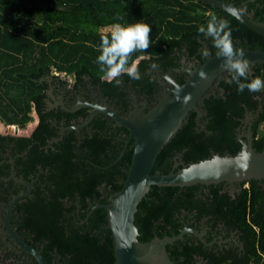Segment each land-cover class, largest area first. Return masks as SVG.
<instances>
[{
    "label": "trees",
    "instance_id": "16d2710c",
    "mask_svg": "<svg viewBox=\"0 0 264 264\" xmlns=\"http://www.w3.org/2000/svg\"><path fill=\"white\" fill-rule=\"evenodd\" d=\"M222 1L237 5L244 0ZM246 7L255 21L264 22V0H254ZM206 9L223 12L198 0H0V122L23 128L32 120V111L38 116L29 135L0 133V205L25 190L11 179L5 180L11 157L15 176L26 181L35 177L30 194L14 204L11 224L25 242L40 250L47 264L113 263L105 209L97 208L85 222L82 219L91 205L106 203L107 197L120 189L132 151L128 145L118 158L124 137L117 139L104 115L93 118L90 134L78 139L71 130L60 137L51 119L66 114L46 110L49 85L67 91L87 79L112 91L115 82L103 80L96 62L100 37L109 33L102 27L114 23L149 24L152 44L147 52L135 53L132 60L144 54L166 60L181 47L184 35L193 42L192 33H198L200 25L206 26ZM227 16L232 22V37L241 41L240 46L264 51V36ZM255 76L264 78L263 64L251 66L250 79ZM227 78L228 73L225 79L216 80L223 91L221 95L206 92L200 99L206 130L196 129L195 113L189 112L180 129L161 148L152 173L171 170L175 155H180L179 160L186 166L211 157V149L220 155L235 154L241 144L233 130L246 109L256 113L252 147L264 150V134H258V126L264 122V91L238 93L234 84L225 82ZM121 96L126 97L123 91ZM120 131L127 132L124 128ZM214 133L223 141L229 140L230 145L214 147V140L208 145L206 137ZM256 182L249 180V188L234 199L217 194L214 185L210 186L206 198L211 201L200 206L199 216H208L214 224L216 213V220L237 229L244 239V259L240 262L227 260L221 254L212 255L210 264H248L250 259H255L253 264H264V214L259 212L264 191ZM196 187L151 185L134 215L138 240L177 234L182 227L178 215L192 208ZM214 197L220 203L216 212ZM193 249L186 235L166 245L174 264L191 260ZM13 254L1 250L0 264H29L26 260L17 262L21 258H12ZM30 259L34 264L31 256Z\"/></svg>",
    "mask_w": 264,
    "mask_h": 264
},
{
    "label": "water",
    "instance_id": "95a60500",
    "mask_svg": "<svg viewBox=\"0 0 264 264\" xmlns=\"http://www.w3.org/2000/svg\"><path fill=\"white\" fill-rule=\"evenodd\" d=\"M198 1L230 14L246 27L264 36V22L255 21L251 15L241 9L242 5L254 0H246L236 6L222 0ZM232 12L235 15L231 14ZM238 48L244 52V57L251 66L254 64L264 65V51ZM222 59L216 54L207 56L199 67L188 71V76L183 83L176 84L174 82L175 85L169 91L170 94H164L156 105L146 113L138 110L128 116H121L107 106L83 105L91 108L90 114L83 124L89 122L97 113H103L109 116L116 125L123 126L128 130V138L118 158L124 153L128 143L132 141L131 158L120 189L111 193L107 197L106 203L91 205L82 221L85 222L95 209H105V228L110 230L112 237L114 253L112 264H174L167 253L166 245L182 239L183 235L187 233H193L202 239L201 232L185 227L175 235L154 236L145 242L138 240L134 215L138 203L149 191L151 185L184 187L196 184L210 185L219 182L249 181L251 179L264 180V150L255 151L253 149L250 131L246 134V139L241 140L240 149L233 155L215 154L186 166L179 167L175 164L171 170L164 174L152 173L153 164L161 148L180 129L189 112L194 111L195 118L201 116L198 102L213 83L226 73L220 67ZM201 70L207 74V79L199 78L198 73ZM177 85H179V90ZM48 93L52 96L51 89ZM188 94L191 99L185 103L183 100ZM55 103L64 106L62 100H57ZM17 131L18 127L14 125V132L17 133ZM62 133L63 129L60 130V134ZM10 164L9 177L16 180L12 160H10ZM21 183L26 185L27 190L12 195L7 205L1 207L6 215L0 219L5 229L0 232L8 234L11 242L34 259V264H47L40 250L25 242L10 223V214L14 204L29 195L32 187V183L26 181H21Z\"/></svg>",
    "mask_w": 264,
    "mask_h": 264
},
{
    "label": "flooded vegetation",
    "instance_id": "af4514ba",
    "mask_svg": "<svg viewBox=\"0 0 264 264\" xmlns=\"http://www.w3.org/2000/svg\"><path fill=\"white\" fill-rule=\"evenodd\" d=\"M242 2L238 4H241ZM248 3L242 5L241 9L246 14L250 15L251 12H248V9L246 7ZM209 13H214L218 17L227 19L230 23V26H232V22L227 16L228 13L224 11L221 13H217L215 11H212L211 9H206L204 12V17L205 18L209 17ZM101 30H103L104 32H110L111 25L104 26L101 28ZM195 32L196 34L193 35L192 33L190 37V39L192 38L193 42L188 41V39L184 35L183 43L181 47L175 49L173 53L170 54V57L166 60L151 59L147 54L137 57L134 61L138 64V67L140 66L141 63L139 71L142 75V78L140 80H133L130 79L125 74L122 77H120L121 79L120 85L119 86L115 85L112 91L110 90L106 91L105 88H102L99 85H93L87 79L80 81V83L77 85L76 88L72 86L71 89L70 90L67 89V91L66 89H61L60 87L56 88L54 85H49L47 89L48 98L45 99L44 101V106L46 110H54L56 113L59 110H62V112L66 114V116L62 114L60 116L54 117V119H51L52 124L56 128L55 129L56 133L60 137H62L65 131L73 130L75 137L80 139L81 137H84L86 134L91 133V130L93 129L92 126L93 118L99 115H104L106 121L108 122L109 127H111V129L114 128L113 130L116 131L117 139L119 140L124 137V145H125V141L128 138V130L123 126L116 125L115 122L109 116L103 113H97L89 122L83 124V121L89 116L91 110L90 107L83 105L99 104L102 106H107L108 108L114 110L116 113H118L121 116H128L129 114L134 113L138 110H142L143 113L148 112L151 108H153L156 105L158 100L161 97H163L164 94L166 93L170 94L169 91L173 89L175 83L181 84L186 80L189 70L199 67L205 61L207 56L203 55V50L206 49L210 51L212 55L216 54L217 50L213 48L212 39L205 38L202 35H198L197 31ZM232 39L237 48L242 47L240 46L241 41L239 39H236L234 37H232ZM192 46H194L193 50H192ZM153 63L157 64L158 68L152 69L150 65ZM226 74L227 72L219 79H225ZM102 78L103 80L108 81L105 78V76ZM69 81H72V78H69ZM50 89L52 90V96L48 93ZM122 91L125 93L126 100L123 98V96H121ZM207 92L214 96V94L221 95L223 91L215 81L212 87ZM57 100H62L64 106H61L60 104H56L55 102ZM200 103L201 102L199 101L198 108L201 112V116L198 118H195L194 116L195 127L199 131L200 130L205 131L207 123L206 120H204L203 118L204 110L203 108L200 107ZM244 113L245 115L242 118H239V123L234 127L233 130L234 131L233 134L236 138V141L240 144H241V140L246 139V134L249 131L252 133L253 124L256 118V113H251L247 109L245 110ZM35 116L37 119L36 120V124H37L38 116L36 115V113ZM121 128L126 129L127 132L124 133L123 131H120ZM61 129H63L62 134H60ZM13 133L14 134L10 132H6L2 134H10V135L16 134L15 132ZM254 137L256 138V136L252 134V144ZM206 138H209L208 140H206L207 141L206 143H208V145H211L209 142L214 140V147L218 144H223L226 146L230 145L229 140H227V142L223 141L222 140L223 137H220L219 134L217 133H214L212 134L211 137H206ZM124 145L122 150L124 149ZM128 145H130L132 149V141H130ZM211 150H212L211 151L212 156L215 154H220L218 153V151H215L213 149ZM179 157L180 155H175L171 159L172 161L171 169L175 166V164L179 166L180 165L183 166V163L182 161L179 160ZM10 160H12V164H13V159L10 157L8 159L10 165L9 175L11 172ZM13 173H14V165H13ZM9 175L5 178V180L11 179L14 183L25 188V190L21 189L18 192L27 190L26 185L21 183V181H26V180H24L22 177L15 176L14 173L15 179L18 180L16 181L10 178ZM34 181H35V177L30 179L29 181H26L32 183L31 190L33 188ZM256 181H257L256 182L257 187L264 191V180H256ZM196 185L197 187L194 188L192 208L189 209L188 211L182 210L178 215L179 221L182 223V227L179 230V232L183 228L188 227L197 230L198 232H201L203 236L202 239H200L193 233L184 234L186 235V240L194 244L191 260L186 261L185 264H210V258L212 255H221V254L225 255L227 257V260H235L236 262H240L242 259H244V239L242 238V233L237 231V229L235 228L227 226L224 222H221L220 220H216L217 219L216 213H214V224H213L211 221L208 220V216H199L198 210L201 205L210 203L211 199H207L206 196L210 194L211 185H214V192H217V194L228 195L229 199H234L236 194L240 193L245 188L246 189L249 188V181H236L232 183L219 182L210 185H201V184H196ZM219 204L220 203L214 197V212H216ZM6 205L3 204L0 205V219H3L6 215L5 211L1 209L2 206H6ZM260 206H261V210H259V212L261 214H264V200L260 202ZM76 213H78V210H76ZM10 218H11V214H10ZM0 230L2 231L5 230L1 222H0ZM0 242H1L0 252L1 250L13 252L14 254L12 258L14 256L16 257L19 256L21 258L20 260L17 259L16 260L17 262H22L23 260H26L28 261L29 264H33L31 263L30 256L28 254H25L26 252L24 253V251L19 249L13 242L10 241L8 234H4L0 232ZM258 253L261 254V252L259 251ZM254 261L255 259H250L248 264H253Z\"/></svg>",
    "mask_w": 264,
    "mask_h": 264
},
{
    "label": "clouds",
    "instance_id": "9594fccd",
    "mask_svg": "<svg viewBox=\"0 0 264 264\" xmlns=\"http://www.w3.org/2000/svg\"><path fill=\"white\" fill-rule=\"evenodd\" d=\"M231 14L235 15L234 12ZM119 19L123 20V17ZM198 35L212 39L213 48L217 50L216 56L223 58L220 67L229 75L226 83L234 84L238 93H243L245 90L251 93L264 91V78L255 76L250 79L251 64L244 57V52L235 46L232 39V28L227 19L209 13L206 26L198 27ZM151 44L149 24L143 22L114 23L111 25L110 32L100 37L99 54L96 59L99 71L108 82L114 81L116 86L120 85V77L125 74L130 79L140 80L142 75L138 64L132 58L135 53L147 52ZM203 55L211 56L212 53L205 49ZM150 67L156 69L158 65L153 63ZM198 76L200 79H207V74L202 70ZM177 89L179 90V85ZM190 99V94H188L183 102L186 103Z\"/></svg>",
    "mask_w": 264,
    "mask_h": 264
},
{
    "label": "rangeland",
    "instance_id": "374dc122",
    "mask_svg": "<svg viewBox=\"0 0 264 264\" xmlns=\"http://www.w3.org/2000/svg\"><path fill=\"white\" fill-rule=\"evenodd\" d=\"M30 114L32 115V120L29 121L23 128H18V131L15 135H28L31 132V130L34 128V126L36 125L37 119H36L34 111H32ZM8 126H6L4 123L0 122V133L10 132V133L14 134L13 133L14 129L9 128ZM258 134L259 135L264 134V122H262L258 126Z\"/></svg>",
    "mask_w": 264,
    "mask_h": 264
},
{
    "label": "bare ground",
    "instance_id": "6f19581e",
    "mask_svg": "<svg viewBox=\"0 0 264 264\" xmlns=\"http://www.w3.org/2000/svg\"><path fill=\"white\" fill-rule=\"evenodd\" d=\"M9 128H11V126H8ZM12 128L14 129V126H12Z\"/></svg>",
    "mask_w": 264,
    "mask_h": 264
},
{
    "label": "built area",
    "instance_id": "2783aa9c",
    "mask_svg": "<svg viewBox=\"0 0 264 264\" xmlns=\"http://www.w3.org/2000/svg\"><path fill=\"white\" fill-rule=\"evenodd\" d=\"M6 126H8V125H6ZM12 126H13V125H11V128H12Z\"/></svg>",
    "mask_w": 264,
    "mask_h": 264
}]
</instances>
